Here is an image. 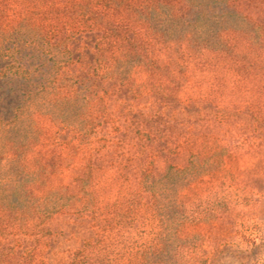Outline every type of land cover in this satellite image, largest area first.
Masks as SVG:
<instances>
[{"label":"rangeland","instance_id":"1","mask_svg":"<svg viewBox=\"0 0 264 264\" xmlns=\"http://www.w3.org/2000/svg\"><path fill=\"white\" fill-rule=\"evenodd\" d=\"M19 104L0 264H264V0H0Z\"/></svg>","mask_w":264,"mask_h":264},{"label":"trees","instance_id":"2","mask_svg":"<svg viewBox=\"0 0 264 264\" xmlns=\"http://www.w3.org/2000/svg\"><path fill=\"white\" fill-rule=\"evenodd\" d=\"M23 108H25V106L22 105V104H19V105H17V106L14 107L15 113H16V116H15L16 117V123L14 125H12V123H11L12 122V119L14 118V116L12 117L11 120H7V119L3 120L0 117V131L2 133H4V132L5 133H9V132L15 131V130H18L19 131V128L22 127V125L18 121H19V118H20V115H21V112H22ZM26 128L28 129V127H26ZM23 129H25V127ZM9 163H16L15 162V159H11ZM260 204H261L260 199L255 198L254 205L256 207L254 208L253 211H257V208L260 207ZM64 207L65 206H59V208H57V210L62 211L64 209ZM254 214L255 215H253L252 218L250 217L251 224L249 226H245L244 227V229H243L244 234L242 233L240 235V232H238V234L240 235V239H239L240 242H237L236 241L237 242L236 244H238V245H236L237 248L235 247L237 252H242V251L246 250L247 249L246 246H248L251 243L253 244L254 242L257 241V239L255 238V235H256L258 229H256L255 226H258L260 224H259V221H258V212L254 213ZM240 217H241V219L243 218L242 216H240ZM246 235L249 236L252 241L249 240V239H247L246 238ZM255 245H256V243L253 244L252 246L255 247ZM204 264H207V263H204ZM240 264H246V263H240ZM257 264H260V262H258Z\"/></svg>","mask_w":264,"mask_h":264}]
</instances>
